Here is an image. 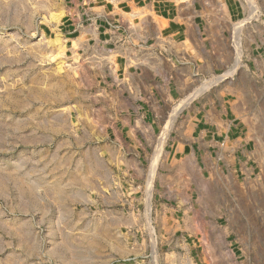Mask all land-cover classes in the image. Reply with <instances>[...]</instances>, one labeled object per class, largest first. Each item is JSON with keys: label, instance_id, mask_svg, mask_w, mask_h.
Returning <instances> with one entry per match:
<instances>
[{"label": "rangeland", "instance_id": "obj_1", "mask_svg": "<svg viewBox=\"0 0 264 264\" xmlns=\"http://www.w3.org/2000/svg\"><path fill=\"white\" fill-rule=\"evenodd\" d=\"M241 1L229 41L246 65L233 77L249 170L200 159L140 197L89 140L90 74L59 30L67 0H0V264H264V0Z\"/></svg>", "mask_w": 264, "mask_h": 264}, {"label": "crops", "instance_id": "obj_2", "mask_svg": "<svg viewBox=\"0 0 264 264\" xmlns=\"http://www.w3.org/2000/svg\"><path fill=\"white\" fill-rule=\"evenodd\" d=\"M67 8L59 30L90 74L83 123L122 182L142 197L153 181L162 197L200 159L249 170L255 141L233 77L246 65L233 68L229 41L246 18L241 0H67ZM256 60L264 67L261 53ZM219 74L233 80L203 90Z\"/></svg>", "mask_w": 264, "mask_h": 264}, {"label": "bare ground", "instance_id": "obj_3", "mask_svg": "<svg viewBox=\"0 0 264 264\" xmlns=\"http://www.w3.org/2000/svg\"><path fill=\"white\" fill-rule=\"evenodd\" d=\"M239 58V57H238ZM236 71V70H235ZM234 72V71H233ZM228 75V74H227ZM229 76V75H228ZM202 87V86H201ZM206 87H208V84L207 85H204L202 88H203V90L206 88ZM202 90V89H201ZM199 91V90H198ZM198 93V92H197ZM196 94V93H195ZM199 94V93H198Z\"/></svg>", "mask_w": 264, "mask_h": 264}, {"label": "built area", "instance_id": "obj_4", "mask_svg": "<svg viewBox=\"0 0 264 264\" xmlns=\"http://www.w3.org/2000/svg\"><path fill=\"white\" fill-rule=\"evenodd\" d=\"M113 28L118 29V28H120V26L119 25H114Z\"/></svg>", "mask_w": 264, "mask_h": 264}]
</instances>
